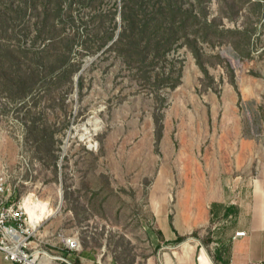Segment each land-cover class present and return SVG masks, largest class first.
<instances>
[{
	"label": "rangeland",
	"instance_id": "obj_1",
	"mask_svg": "<svg viewBox=\"0 0 264 264\" xmlns=\"http://www.w3.org/2000/svg\"><path fill=\"white\" fill-rule=\"evenodd\" d=\"M122 3L73 7L95 50L77 42L73 72L35 83L26 96L0 90V163L26 207L29 199L47 202L39 236L74 237L106 264H145L160 243L159 226L200 233L215 203L242 204L264 180V29L259 8L222 19L245 33L232 36L237 47L200 45L209 78L187 48L170 52L158 66L180 69V83L160 89L161 100L134 65L107 48ZM182 4L202 11L195 0ZM218 6L209 1L210 17Z\"/></svg>",
	"mask_w": 264,
	"mask_h": 264
},
{
	"label": "trees",
	"instance_id": "obj_2",
	"mask_svg": "<svg viewBox=\"0 0 264 264\" xmlns=\"http://www.w3.org/2000/svg\"><path fill=\"white\" fill-rule=\"evenodd\" d=\"M195 1L201 6L199 13L184 8L182 0H122L120 28L114 39L112 32L106 36L107 41L112 40L107 48L134 65L139 77L155 86L154 94L161 100L165 98L160 89H173L180 83V69L158 66L170 52L184 46L209 78L200 45L213 46L226 40L237 47L238 41L232 36L245 33L239 27L224 26L222 19L235 20L245 7L259 8L256 20L264 29V0H218L217 15L211 17L207 8L210 0ZM95 3L96 0H0V90L11 97L26 96L35 83L52 75L58 80L65 72H73L75 63L70 61V54L77 42L81 49L95 51L89 45L92 33L88 25L80 30L76 27L79 20L73 7ZM67 23L74 25L71 32L65 31ZM190 27L194 29L189 31ZM12 39L14 43L10 44ZM38 40L44 43L36 47ZM230 77L235 85L232 73ZM155 121L159 122V118ZM161 125L160 122L157 137ZM168 218L171 221L172 215ZM191 234L196 235V230ZM184 237L178 235L177 241Z\"/></svg>",
	"mask_w": 264,
	"mask_h": 264
},
{
	"label": "crops",
	"instance_id": "obj_3",
	"mask_svg": "<svg viewBox=\"0 0 264 264\" xmlns=\"http://www.w3.org/2000/svg\"><path fill=\"white\" fill-rule=\"evenodd\" d=\"M264 177V173H260ZM248 194V201L215 203L208 228L197 233L180 231L172 223V231L159 226L161 240L155 255L145 264H259L264 261V180ZM196 230V235L192 231ZM236 231H245L235 236ZM178 235L185 237L177 241ZM62 236L46 238L40 234L39 248L46 249L51 257L41 255L42 264H106L87 248L69 249ZM33 244L35 243L32 242ZM0 264H14L3 257Z\"/></svg>",
	"mask_w": 264,
	"mask_h": 264
},
{
	"label": "built area",
	"instance_id": "obj_4",
	"mask_svg": "<svg viewBox=\"0 0 264 264\" xmlns=\"http://www.w3.org/2000/svg\"><path fill=\"white\" fill-rule=\"evenodd\" d=\"M38 225L39 222L31 221L25 200L15 195L6 164L0 163V251L3 257L14 264H42L41 255L51 257L49 251L39 248ZM234 235L243 236L245 231H236ZM63 240L69 249L80 247L74 237H64Z\"/></svg>",
	"mask_w": 264,
	"mask_h": 264
},
{
	"label": "bare ground",
	"instance_id": "obj_5",
	"mask_svg": "<svg viewBox=\"0 0 264 264\" xmlns=\"http://www.w3.org/2000/svg\"><path fill=\"white\" fill-rule=\"evenodd\" d=\"M26 211L32 222H39L40 217L47 211H49L47 202L40 199H34L33 201L29 199L27 202V207L25 205ZM38 211V212H37Z\"/></svg>",
	"mask_w": 264,
	"mask_h": 264
}]
</instances>
